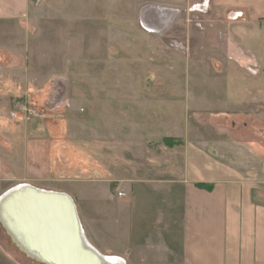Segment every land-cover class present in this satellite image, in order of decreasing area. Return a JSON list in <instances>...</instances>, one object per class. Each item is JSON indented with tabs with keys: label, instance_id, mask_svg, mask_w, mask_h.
<instances>
[{
	"label": "crops",
	"instance_id": "0c3cea01",
	"mask_svg": "<svg viewBox=\"0 0 264 264\" xmlns=\"http://www.w3.org/2000/svg\"><path fill=\"white\" fill-rule=\"evenodd\" d=\"M224 4L223 9L234 7L239 0H220ZM30 5L31 0H0V70L24 67L22 57L4 43L12 35L8 24L20 22ZM227 13L220 34L228 35L230 43L225 37V63L220 67L228 74L196 75L195 84L228 85L238 80L229 71L239 70V42L222 33V25L238 24L233 20L239 12ZM243 52V62L255 58ZM3 59L9 62L2 63ZM249 70L254 78L257 73ZM42 76L0 75L5 99L25 97L43 115L24 118L9 109L6 116L16 123L10 129L19 132L5 139L0 151V168L5 172L0 185L43 183L50 187L46 191L69 196L86 241L107 259L125 264H264L263 134L247 124L237 125L239 118H231L232 123L221 130L213 129L210 118H201L203 114L233 117L230 111L217 110L223 104L237 108L239 104L233 103L237 97L223 94L220 100L226 103H216L215 85L196 98L190 88L180 91L176 86L180 80L186 86L191 81L178 76L157 77L151 81L154 92L146 91V78H139L140 91L134 92L126 77H108L101 83V78L92 76V91H77L76 106L68 77ZM60 94L64 96L58 99ZM87 108L90 122L81 116ZM70 111L77 113L74 118ZM132 111L141 113L137 124L131 123ZM148 111L170 119L148 122ZM179 115L202 121L190 124L186 118L180 121ZM165 138L181 144L168 147ZM118 192L124 196L118 197Z\"/></svg>",
	"mask_w": 264,
	"mask_h": 264
},
{
	"label": "rangeland",
	"instance_id": "374dc122",
	"mask_svg": "<svg viewBox=\"0 0 264 264\" xmlns=\"http://www.w3.org/2000/svg\"><path fill=\"white\" fill-rule=\"evenodd\" d=\"M214 1L215 3L213 0H31L28 14L17 24H8L7 29L12 35L7 37L4 43L6 46H12L15 53L22 57L24 67L18 71L3 69L0 70V75L25 74L45 77L42 75L46 74L49 77L61 74L71 81V97L76 106L77 91H92V76L101 78V83L108 77L116 80L126 77L132 81L134 92L140 91L141 85L137 84L140 77L146 78V91L154 92L151 81L157 77L178 76L182 77L183 81H191L186 86L180 80L176 85L180 91L190 88L189 91L196 95V98H202L204 92H211L212 88L209 87L215 85L216 90H213L221 93L212 96L218 99H215L216 103L224 101L220 100L224 98L223 94L237 97L233 102L239 104L237 108L223 104L217 110L230 111L233 117L205 114L201 116L203 119L210 118L213 129L221 130L220 126L232 123L231 118H239L237 125L247 124L250 129L260 130L264 137V0H239L238 5L226 9H223L225 4L220 5V0ZM149 5L170 8L173 14L166 18L165 15H159L154 21L155 26L149 29L141 18L143 8ZM191 11L193 13H189ZM235 11L239 12V17L233 21L238 24L224 23L222 33L231 34L239 42V70L229 71L233 74L231 77L238 80L228 85L195 84L193 81H199L196 75L224 77L228 74L220 66L225 63L224 45L229 36L224 33L225 38L220 34V23L224 21L225 13ZM165 25L167 28H164ZM210 30L213 31L208 35ZM243 49L255 56L250 59L251 62H243L240 59L244 53ZM3 61L9 62L8 59H3L2 63ZM229 62L228 57L226 63ZM250 63L254 66H249ZM211 64L215 69H211ZM249 68L257 73L254 78L250 75ZM60 88L64 93L65 89L62 86ZM64 94H60L58 99ZM229 101L231 102L230 98ZM28 102L25 97H22V100L5 99L0 93V151L4 150L5 139L19 132L18 128L17 131L10 129L11 124L16 123L7 118L9 109L16 111L19 103L31 106ZM198 108L207 111L206 114L210 111L204 106L197 105ZM90 109L87 108L83 115L81 114L89 122ZM192 112H189L190 116L193 115ZM148 113V122L151 123H156L157 118L163 122L169 118L167 115L162 117V114L158 117L159 114H155V111ZM76 114L69 112L73 118ZM132 114L131 123H139L141 113L132 111ZM178 117L180 121L186 118L190 124H199V120L202 121L196 116L195 120L194 117L185 115ZM225 118L228 122L223 121ZM223 131L226 132L225 129ZM212 133L218 135L214 131ZM155 135L153 133L154 137ZM0 170L1 178L5 172L1 168ZM15 173L19 175L20 171L15 170ZM17 183L15 181L0 185V193L10 186H16ZM27 183L36 189L50 188L43 183ZM118 262L125 264L124 260ZM0 264L44 263L19 247L12 235L0 224Z\"/></svg>",
	"mask_w": 264,
	"mask_h": 264
},
{
	"label": "water",
	"instance_id": "95a60500",
	"mask_svg": "<svg viewBox=\"0 0 264 264\" xmlns=\"http://www.w3.org/2000/svg\"><path fill=\"white\" fill-rule=\"evenodd\" d=\"M157 12L164 18L170 16L169 11ZM24 187L12 188L0 197L13 225L3 227L19 247L44 264H110L87 243L69 196Z\"/></svg>",
	"mask_w": 264,
	"mask_h": 264
},
{
	"label": "built area",
	"instance_id": "2783aa9c",
	"mask_svg": "<svg viewBox=\"0 0 264 264\" xmlns=\"http://www.w3.org/2000/svg\"><path fill=\"white\" fill-rule=\"evenodd\" d=\"M151 10H156V11H159V12L169 11V13H171L170 14V17L173 14L172 9H170V8H167V7H157V6H151V5H149V6H146V7L143 8V12L141 14V18H144L145 13H147L148 11H151ZM193 11H191L189 13H193ZM16 111H17L16 114L18 116L24 117V118L38 119V118H41V116H43L41 112L35 110L33 107H31V106H29L27 104L22 105V104L19 103ZM117 196L118 197H123L124 196V193L123 192H118Z\"/></svg>",
	"mask_w": 264,
	"mask_h": 264
},
{
	"label": "bare ground",
	"instance_id": "6f19581e",
	"mask_svg": "<svg viewBox=\"0 0 264 264\" xmlns=\"http://www.w3.org/2000/svg\"><path fill=\"white\" fill-rule=\"evenodd\" d=\"M151 12H154L153 10L151 11ZM171 14V13H170ZM144 18H145V16H144ZM25 185H28V184H19V185H16L17 187L18 186H22V187H24ZM16 186H14V187H16ZM14 187H12V188H14ZM30 187H32V186H30L29 185V187H24V188H30ZM12 188H10V189H12ZM23 188V189H24ZM34 188V187H33ZM9 189V190H10ZM8 191V190H7ZM6 191V192H7ZM44 191H46V190H44ZM2 195V194H1ZM0 195V196H1ZM10 197V196H9ZM3 202H1L0 203V224L1 225H4V226H8V228H10V226H12L13 227V225H12V221L10 220V218H9V216H8V211H9V209H7V207L8 206H5L4 205V200H2ZM84 233V232H83ZM88 243V242H87ZM89 244V243H88ZM90 245V244H89ZM94 249V248H93ZM101 256H103V255H101ZM104 258H106L105 256H103ZM109 262H110V264H120V262H118V261H116L115 259H107Z\"/></svg>",
	"mask_w": 264,
	"mask_h": 264
},
{
	"label": "flooded vegetation",
	"instance_id": "af4514ba",
	"mask_svg": "<svg viewBox=\"0 0 264 264\" xmlns=\"http://www.w3.org/2000/svg\"><path fill=\"white\" fill-rule=\"evenodd\" d=\"M151 11H148L147 13H145V15H144L145 18H143L145 25H147V27H149V29H151L155 26L154 25L155 19L157 20L159 18V15H161L160 13H158L155 10H153L154 12H151ZM164 28H167L166 25L164 26Z\"/></svg>",
	"mask_w": 264,
	"mask_h": 264
},
{
	"label": "trees",
	"instance_id": "16d2710c",
	"mask_svg": "<svg viewBox=\"0 0 264 264\" xmlns=\"http://www.w3.org/2000/svg\"><path fill=\"white\" fill-rule=\"evenodd\" d=\"M163 143H164L166 146H168V147H173V146L180 145V144H181V141L174 140V139H172V138H165V139H163ZM197 186H198V187H201V188H206V189L211 188L209 185L198 184Z\"/></svg>",
	"mask_w": 264,
	"mask_h": 264
}]
</instances>
